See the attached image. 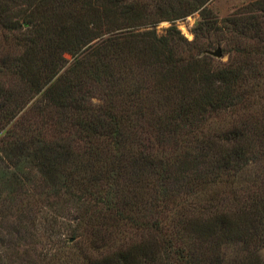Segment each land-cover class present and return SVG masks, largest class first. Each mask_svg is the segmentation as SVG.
<instances>
[{
    "label": "rangeland",
    "instance_id": "374dc122",
    "mask_svg": "<svg viewBox=\"0 0 264 264\" xmlns=\"http://www.w3.org/2000/svg\"><path fill=\"white\" fill-rule=\"evenodd\" d=\"M16 1L10 16L21 22L23 5ZM126 1L160 13L158 37L168 35L167 19L181 16L173 22L179 66L164 85L145 82L137 93L138 81L153 70L131 61L117 74L131 97L119 108L122 139L129 138L121 155H109L116 148L108 140L94 142L97 155L86 154L82 143H64L70 156L57 158V145L47 142L48 168L30 158V144L14 157L0 155V264H264V3L253 6L264 0ZM68 18L59 13L45 32ZM24 36L23 28L0 27V89L16 102L9 120L0 110V126L9 121L0 137L23 110L36 119L30 115L36 92L20 83L16 67ZM39 42L45 44L44 36ZM44 48L39 51L48 59ZM63 57L58 73L72 61ZM227 67L240 70L237 97L218 106L217 93L211 102L204 98L203 76ZM191 71L199 73L194 85ZM99 81L94 101L105 90ZM182 89L197 97L183 111ZM14 128L21 139V126ZM233 128L241 132L245 161L211 172L233 145Z\"/></svg>",
    "mask_w": 264,
    "mask_h": 264
},
{
    "label": "trees",
    "instance_id": "16d2710c",
    "mask_svg": "<svg viewBox=\"0 0 264 264\" xmlns=\"http://www.w3.org/2000/svg\"><path fill=\"white\" fill-rule=\"evenodd\" d=\"M0 1H2L0 27L9 31L24 29L25 36L22 39L25 44L22 52L16 57L17 73L20 83L25 88L34 90L37 95L30 108L34 115L29 113L32 119H36L32 122L28 115L24 116L23 110L11 127L6 129L5 135L0 137V155L3 158L14 157L21 146L30 144V158L39 160L40 166L48 168L50 161L48 154L53 153H50L51 149L48 148L47 142L57 145L54 158L70 156L71 150L66 146L69 142H72L74 148V142L77 147L82 143L86 154L97 155L96 149L92 146L94 142L108 140L112 141L116 148L114 153L113 149H108L109 155L116 156L120 153L126 147L129 138L122 139L126 133L121 129L122 116L119 115V108L126 109L131 97L125 94L127 92L120 85V75L117 74L131 61L154 71L152 77L138 81L139 87L135 93L139 92L145 82L156 87L170 80L179 66L173 57V47L178 45L177 35L180 33L173 22L181 16L167 19L171 24L168 35L158 37L156 25L162 21L160 13L146 14L137 2L19 0L23 5L19 10L22 11L20 22L19 19L14 20L10 16L12 4L18 1ZM263 3L264 1L255 2L253 6ZM200 6L201 4H197L190 12ZM59 13L68 16L70 23L55 24L50 34H47L45 30ZM42 36L45 44L39 42ZM41 48L48 53V59L40 53ZM64 54L71 56L72 61L58 73L61 65L67 62ZM190 65L196 66V61ZM198 74L196 71L190 72L191 85L195 84ZM239 77L240 70L237 68L208 70L203 76L207 83L204 98L211 102V96L217 93L216 105L231 103L237 97L232 92ZM99 79H104L101 86L105 90L100 99L94 101L96 98L91 92L92 88H97L101 83ZM43 85L46 87L41 91ZM12 97H14L12 92L0 89V110H5L4 114L10 115L8 120L15 116L12 112L15 111L16 102ZM196 98L193 92L182 89L178 109L183 111V105L195 101ZM11 105L13 109H10ZM9 109L12 112H9ZM175 119H181V116H176ZM7 122L9 121L5 124ZM15 126L17 128L21 126L23 131L21 139L15 136L16 133L12 134L13 129L16 130ZM176 129L175 126L174 130ZM229 135L233 145L214 161L210 168L211 172L235 169L245 161L246 152L238 145L241 132L233 128ZM1 173L7 174L8 171L4 170Z\"/></svg>",
    "mask_w": 264,
    "mask_h": 264
},
{
    "label": "water",
    "instance_id": "95a60500",
    "mask_svg": "<svg viewBox=\"0 0 264 264\" xmlns=\"http://www.w3.org/2000/svg\"><path fill=\"white\" fill-rule=\"evenodd\" d=\"M214 56L220 57L221 56V51L217 50L215 53H213Z\"/></svg>",
    "mask_w": 264,
    "mask_h": 264
}]
</instances>
